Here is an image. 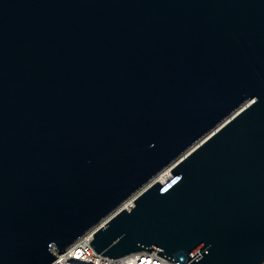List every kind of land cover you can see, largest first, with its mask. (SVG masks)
Here are the masks:
<instances>
[{
  "label": "water",
  "instance_id": "1",
  "mask_svg": "<svg viewBox=\"0 0 264 264\" xmlns=\"http://www.w3.org/2000/svg\"><path fill=\"white\" fill-rule=\"evenodd\" d=\"M90 231L264 263V0H0V264Z\"/></svg>",
  "mask_w": 264,
  "mask_h": 264
},
{
  "label": "built area",
  "instance_id": "2",
  "mask_svg": "<svg viewBox=\"0 0 264 264\" xmlns=\"http://www.w3.org/2000/svg\"><path fill=\"white\" fill-rule=\"evenodd\" d=\"M92 233L87 232L62 253L54 251L55 259L51 264H176L156 254L157 250L136 252L119 259L104 257L90 247Z\"/></svg>",
  "mask_w": 264,
  "mask_h": 264
},
{
  "label": "bare ground",
  "instance_id": "3",
  "mask_svg": "<svg viewBox=\"0 0 264 264\" xmlns=\"http://www.w3.org/2000/svg\"><path fill=\"white\" fill-rule=\"evenodd\" d=\"M170 168H165L160 173H158L152 181L160 182L161 184H166L171 179V173ZM129 200V201H128ZM126 203L122 204L123 208H130L132 207V199H128Z\"/></svg>",
  "mask_w": 264,
  "mask_h": 264
},
{
  "label": "rangeland",
  "instance_id": "4",
  "mask_svg": "<svg viewBox=\"0 0 264 264\" xmlns=\"http://www.w3.org/2000/svg\"><path fill=\"white\" fill-rule=\"evenodd\" d=\"M172 177V176H171ZM150 182H152V181H149V183L148 184H150ZM138 193H135L133 196H131L130 198L132 199L131 201H132V204H133V199L135 198V196L137 195ZM129 198V199H130ZM129 201V200H128ZM124 203H126V201L124 202ZM123 203V204H124ZM121 208H123V206H121Z\"/></svg>",
  "mask_w": 264,
  "mask_h": 264
}]
</instances>
